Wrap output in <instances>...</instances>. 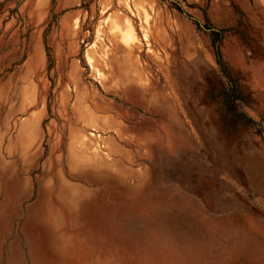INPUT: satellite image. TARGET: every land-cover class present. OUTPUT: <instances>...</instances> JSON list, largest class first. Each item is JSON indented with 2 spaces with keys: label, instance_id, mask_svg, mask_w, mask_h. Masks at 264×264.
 I'll use <instances>...</instances> for the list:
<instances>
[{
  "label": "rangeland",
  "instance_id": "1",
  "mask_svg": "<svg viewBox=\"0 0 264 264\" xmlns=\"http://www.w3.org/2000/svg\"><path fill=\"white\" fill-rule=\"evenodd\" d=\"M0 264H264V0H0Z\"/></svg>",
  "mask_w": 264,
  "mask_h": 264
},
{
  "label": "bare ground",
  "instance_id": "2",
  "mask_svg": "<svg viewBox=\"0 0 264 264\" xmlns=\"http://www.w3.org/2000/svg\"><path fill=\"white\" fill-rule=\"evenodd\" d=\"M130 3V2H129ZM129 7V6H128ZM77 24V23H76ZM127 24L129 25V28L128 29H126V30H124V31H122V33H123V35H122V39H123V41H125V42H132L134 39H135V37H134V32H133V29H132V26H131V24H130V22L129 21H127ZM79 27V26H78ZM117 30V29H116ZM136 33V32H135ZM144 40H148V37H147V35H145L144 36ZM92 46V45H91ZM86 59H87V61H88V63H89V65H92V63H93V58L91 57V56H89V55H87L86 56ZM92 134V133H91Z\"/></svg>",
  "mask_w": 264,
  "mask_h": 264
},
{
  "label": "trees",
  "instance_id": "3",
  "mask_svg": "<svg viewBox=\"0 0 264 264\" xmlns=\"http://www.w3.org/2000/svg\"><path fill=\"white\" fill-rule=\"evenodd\" d=\"M177 10H180L179 7H177ZM220 34L221 33H218V32H213L212 35L215 36V40L218 41L219 38H220ZM216 55H217V61L220 65V68L222 69L223 73L226 74V69H225V66L224 64L222 63L221 59H220V55H219V52H218V49L216 48ZM248 122H252V120L250 118L247 119Z\"/></svg>",
  "mask_w": 264,
  "mask_h": 264
}]
</instances>
